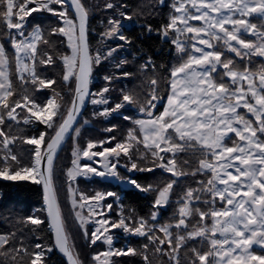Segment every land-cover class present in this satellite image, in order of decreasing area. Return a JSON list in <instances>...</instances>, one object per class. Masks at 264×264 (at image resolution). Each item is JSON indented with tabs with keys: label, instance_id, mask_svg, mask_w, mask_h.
Wrapping results in <instances>:
<instances>
[{
	"label": "rangeland",
	"instance_id": "obj_1",
	"mask_svg": "<svg viewBox=\"0 0 264 264\" xmlns=\"http://www.w3.org/2000/svg\"><path fill=\"white\" fill-rule=\"evenodd\" d=\"M5 4V21L13 26L10 45L18 78H27L36 91L50 92L41 104L24 98L9 107L6 117L32 126L34 116L40 117L46 107L52 118L38 137L24 140L32 152L28 170H12L13 142L1 133L0 179L39 182L35 160L74 97L77 25L64 0H5ZM159 4L169 5L173 12L164 31L176 58L181 57L160 87L156 78L147 80L149 89L141 99L129 86L134 74L125 72L131 51L124 31L139 25L136 13L120 0H107L103 8L107 12L88 29L97 37L88 48L91 84L99 89L91 91L89 112L79 119L65 145L66 160L52 162L64 198L62 219L72 254L77 264H121L120 258L136 253L132 244L137 239L142 264H152L149 255L154 264H178L180 249L189 243L197 247L188 264H264V0H160ZM88 6L91 14L96 13L91 2ZM33 7L40 11L30 12ZM33 12L49 13L60 22L57 30L67 47L61 58L67 97L63 105L52 80L34 77L40 30L24 34ZM252 57L261 58L259 70L234 68L233 60L250 62ZM147 67L140 63L142 71ZM224 79L229 85L220 83ZM8 90L2 68L0 112L8 107ZM117 120L123 122L122 128ZM195 147L204 153L190 172L199 178L197 186L176 194L175 184L190 170L176 157ZM152 172L154 177L160 175L156 183L139 185L135 175ZM110 184L151 195L148 215H132L119 202L121 196L109 190ZM253 205L261 206L258 213ZM204 243L209 249L201 248ZM35 247L31 264H42L51 249L40 243Z\"/></svg>",
	"mask_w": 264,
	"mask_h": 264
},
{
	"label": "trees",
	"instance_id": "obj_2",
	"mask_svg": "<svg viewBox=\"0 0 264 264\" xmlns=\"http://www.w3.org/2000/svg\"><path fill=\"white\" fill-rule=\"evenodd\" d=\"M106 1L107 0H79L88 15V29L92 28L93 24L98 20L99 14L107 12L106 9H103ZM88 2H91L92 8L96 13H90ZM159 2L160 0H128L127 2L130 12L136 13L139 25L124 31V35L130 41L131 51V54L128 56V65L125 70L134 74V78L129 82V86L132 92L135 95L137 94L140 99L146 94V89H149L147 80L152 77L156 78L160 87L162 85L161 82H164L166 78L168 79V73L166 72L176 64L181 57V55H178V58H176L173 46L169 41L162 39V31L166 26L167 16L169 14L172 15L173 12L169 5H160ZM6 14L5 0H0V42L8 61L9 79L8 95L5 98L8 107L2 109L0 112L2 118L0 124V140H2V133L13 142L10 149L13 151L16 162L10 161V163L14 165L12 170H28L32 167V152L30 146L24 143V140L38 137L46 127L22 124L20 121L17 122V119H7L6 114L9 107L15 105L17 102L23 101L24 98L38 104L44 103L50 92L49 89L36 91L35 84H31L27 78L23 80L18 78L15 66V54L10 45L11 30L8 29L7 22L5 21ZM25 24V36L29 35L36 27L40 30V37L34 58V77L40 81L52 80L53 88L57 90L58 99L63 105L67 102V97L64 98L63 93L64 69L62 67L61 58L67 54V47L64 37L57 30L60 26V22L49 13L33 12L28 16ZM87 36L89 43L94 44L97 39L96 35L87 33ZM225 55L233 57L229 53ZM233 61L235 63L234 68L242 71L249 68L251 71L255 72L259 70L260 67L258 68V66L262 67V60L258 57H252L250 62H246L245 60L239 61L237 59ZM44 62H46V64H44ZM141 62L148 66L145 68V71L140 69ZM220 83L229 85V80L224 79ZM98 89V85H91L92 91ZM19 112L20 117L24 116L22 113L23 111L19 109ZM88 112L89 109L86 108L81 117ZM117 124L122 128V121L117 120ZM202 150L203 149L195 147L188 150L186 153L181 152L177 155L176 159L179 161L180 165L186 164L190 170L187 177L178 184H175L173 189L174 193L179 194L183 192L184 189L188 188V186L189 188L197 186L195 182L199 178L195 177L190 172L197 169L196 165L199 163L198 161L204 156ZM66 155L67 153L65 154L64 146L55 159L56 161L58 159L66 160ZM18 162L21 163V166L17 165ZM1 168L2 163L0 165V169ZM155 175L157 174L153 172L141 173L136 174L135 179L139 185L147 186L150 185L151 182L156 183L160 175L158 174V177H154ZM50 178L63 224L61 209H63L62 201L64 198L59 195V192L62 190L59 185L58 187L56 185L57 181L54 178L52 165ZM95 183L97 184L98 182ZM108 188L121 196L119 202L125 209L129 210L132 215L141 217L148 215L149 208H151V201H153L151 195L139 193L133 189L120 188L115 184H110ZM153 192L154 191H152V193ZM173 206L172 204L171 207L173 208ZM162 214L164 215L165 213ZM33 218H37L38 222L32 223ZM64 231L69 243L70 238L67 236L65 227ZM0 235L5 237V242L0 246V264H31L33 254L36 251L35 245L38 243L51 249L50 253L43 257L42 264H65L53 247L52 235L48 227L43 206L42 188L39 182L8 181L0 179ZM189 244L180 249L178 264L189 263L192 257L191 251L197 247L192 243ZM132 246L136 249V253L133 256L120 258L119 263L142 264L139 255V240L134 239ZM201 248L203 250L209 249L207 243H204ZM149 259L152 264H154L151 255H149Z\"/></svg>",
	"mask_w": 264,
	"mask_h": 264
},
{
	"label": "water",
	"instance_id": "obj_3",
	"mask_svg": "<svg viewBox=\"0 0 264 264\" xmlns=\"http://www.w3.org/2000/svg\"><path fill=\"white\" fill-rule=\"evenodd\" d=\"M77 25L79 58L77 67V81L73 101L66 116L46 145L39 159V184L42 188L43 206L49 230L52 235L55 252L65 264H77L65 235L61 216L51 184L50 170L52 162L64 148L72 136L88 104L91 92L92 63L88 48V15L79 0H64ZM165 32V31H163ZM164 34V39H165ZM256 212L260 205H253Z\"/></svg>",
	"mask_w": 264,
	"mask_h": 264
},
{
	"label": "built area",
	"instance_id": "obj_4",
	"mask_svg": "<svg viewBox=\"0 0 264 264\" xmlns=\"http://www.w3.org/2000/svg\"><path fill=\"white\" fill-rule=\"evenodd\" d=\"M34 8L39 10V7H33L29 11L32 12L34 10ZM29 15H30V13H29ZM17 17L19 18V15H17ZM14 27H17V26H14ZM11 28H13V26H10V29ZM50 113H51V109H48L45 107V109H44L43 113L40 115V117L36 116V115L34 116V118H35L34 120L36 122L35 125H40L42 127H46L52 118Z\"/></svg>",
	"mask_w": 264,
	"mask_h": 264
},
{
	"label": "crops",
	"instance_id": "obj_5",
	"mask_svg": "<svg viewBox=\"0 0 264 264\" xmlns=\"http://www.w3.org/2000/svg\"><path fill=\"white\" fill-rule=\"evenodd\" d=\"M2 68L6 72V75L8 76V61H7V57L5 55L3 46L0 42V70H2ZM0 237H1V239H0V245H1L2 242L4 241V238L1 235H0Z\"/></svg>",
	"mask_w": 264,
	"mask_h": 264
},
{
	"label": "flooded vegetation",
	"instance_id": "obj_6",
	"mask_svg": "<svg viewBox=\"0 0 264 264\" xmlns=\"http://www.w3.org/2000/svg\"><path fill=\"white\" fill-rule=\"evenodd\" d=\"M121 1H122V4H123V5L128 6V3H127L128 0H125V1H124V0H121ZM163 31H164V29H163ZM163 31H162V39H163V40H167V41H169V40L166 38V37H167L166 33L163 32ZM164 34H165V36H166L165 39H164ZM88 43H89V41H88ZM91 45H93V44H91ZM101 66L103 67V69L105 68V64H102ZM107 66H108V65H106V67H107ZM105 72H106V71H105ZM125 72H128V71L125 70ZM93 74H94V73H92V75H93ZM91 79H92V77H91ZM91 85H97V84H95V83H92V84H91V83H90V88H91ZM91 91H92V90H91ZM90 93H91V92H90ZM260 207H261V206H260ZM259 210H260V209H259ZM254 211H255V209H254ZM258 212H259V211H258ZM258 212H256V213H258ZM262 252H263V251H262Z\"/></svg>",
	"mask_w": 264,
	"mask_h": 264
},
{
	"label": "bare ground",
	"instance_id": "obj_7",
	"mask_svg": "<svg viewBox=\"0 0 264 264\" xmlns=\"http://www.w3.org/2000/svg\"><path fill=\"white\" fill-rule=\"evenodd\" d=\"M113 59V58H112ZM114 107V106H113ZM34 169H35V172L39 175V169H38V166H39V158L37 157L36 160H35V163H34Z\"/></svg>",
	"mask_w": 264,
	"mask_h": 264
}]
</instances>
